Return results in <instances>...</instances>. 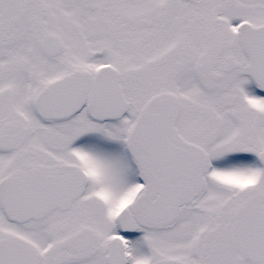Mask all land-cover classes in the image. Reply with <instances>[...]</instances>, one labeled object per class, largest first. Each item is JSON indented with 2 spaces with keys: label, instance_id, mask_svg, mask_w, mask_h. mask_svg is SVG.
<instances>
[{
  "label": "snow or ice",
  "instance_id": "1",
  "mask_svg": "<svg viewBox=\"0 0 264 264\" xmlns=\"http://www.w3.org/2000/svg\"><path fill=\"white\" fill-rule=\"evenodd\" d=\"M0 264H264V0H0Z\"/></svg>",
  "mask_w": 264,
  "mask_h": 264
}]
</instances>
